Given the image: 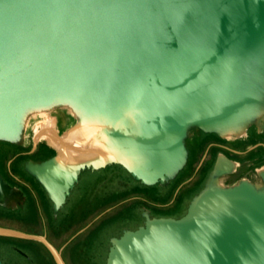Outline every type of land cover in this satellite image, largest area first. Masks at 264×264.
<instances>
[{"label":"water","instance_id":"1","mask_svg":"<svg viewBox=\"0 0 264 264\" xmlns=\"http://www.w3.org/2000/svg\"><path fill=\"white\" fill-rule=\"evenodd\" d=\"M61 113L71 124L60 134L32 136L54 156L24 164L54 217L84 170L117 165L165 187L193 131L264 134V0H0V142L26 147L34 122ZM238 166L218 154L178 219L142 208V226L109 239L105 264H264V165L227 184ZM23 201L0 175V205ZM0 237L65 264L45 235Z\"/></svg>","mask_w":264,"mask_h":264},{"label":"flooded vegetation","instance_id":"2","mask_svg":"<svg viewBox=\"0 0 264 264\" xmlns=\"http://www.w3.org/2000/svg\"><path fill=\"white\" fill-rule=\"evenodd\" d=\"M70 122L69 117L59 115L56 126H64L65 128ZM29 143L27 150L22 149L20 152H14L13 156L6 160V166L9 163L8 169H4L3 166V160L9 156L8 148L0 146V174L10 186L23 192L25 202L22 209L25 213L33 205L46 206V203L49 202L35 180L23 171V166H20L19 170L16 169L17 163H20L22 159L41 162L50 157L47 154L49 150H47L44 142L39 141L34 150H32V138ZM186 149L188 158L185 167L167 186L155 185L162 189L152 192L136 191L137 196L133 197V201L138 203L137 212L141 218V224L131 230L143 225L142 208L148 211L150 218L178 219L182 217L186 213L193 196L204 187L208 174L220 153L239 163L236 172L228 177L227 183H233L240 178L252 180L255 176V170L264 165V134H258L254 128L248 131L246 138L240 140H224L215 134L193 131L186 140ZM81 177L82 173L79 175L78 184L71 191L63 209L60 211L66 210V223L63 229H69L74 224L86 219L90 215L92 204H94L91 198H86L85 193L80 188ZM200 182L201 187L193 193L194 186ZM101 203L103 201L100 200L99 203H95V206ZM71 244V246L68 247L67 245L61 250V256L65 264H70L69 259H74V252H81L82 247L87 248L90 245V235L86 236L84 231L74 237Z\"/></svg>","mask_w":264,"mask_h":264},{"label":"rangeland","instance_id":"3","mask_svg":"<svg viewBox=\"0 0 264 264\" xmlns=\"http://www.w3.org/2000/svg\"><path fill=\"white\" fill-rule=\"evenodd\" d=\"M59 115L65 114L61 113ZM33 126L34 125L32 124L28 129V141L34 134ZM65 128L64 126L58 125L53 127V129H55L58 134H60ZM4 146L10 148V146L7 144H4ZM15 151L18 150L15 149L13 152ZM110 170L111 169L107 168L95 172L84 171L82 173L80 188L82 192L85 193L86 198L92 199V202H94L92 205L94 206L95 203H99L100 200L104 202L108 198L115 197L118 194L116 190H119V183L121 181H127L129 186L132 185L134 187V190L152 192L157 189H162L158 186L144 187L137 182L131 181L128 175H123V179L113 177L112 171ZM228 180L229 178H227V181ZM201 185L202 184L200 182L194 186L193 193L197 191ZM134 190L128 189V187L124 185L123 193L117 197V200L114 199L104 205L93 208L90 215L86 219L80 223L74 224L66 231L63 230V232L60 234L52 231L48 228V225H43L42 223L36 226L35 231L41 235H43V233L47 234V237L55 244V246H57V248H61L67 242V240L72 237L73 234L91 223L85 233L86 236L91 235L90 245L85 251L77 252V258L75 260L69 259V262L70 264H105L109 247L108 240L110 236H119L124 229H134L136 226L141 224V218L136 214V212L131 211L132 209L128 208L134 204H138L137 202L133 201V197L137 196ZM111 206L114 207H112L107 214L102 215V218L100 217L101 220L98 221L100 218H96ZM40 217L42 219L43 215ZM2 221L3 220L0 219V224H2ZM3 223L5 226L14 229L22 228V230L26 232L34 231L30 224L26 223V225L23 226V224L17 220H4ZM14 249L20 250L27 257L21 256L15 252ZM0 260L3 264H54L49 253L41 245L27 241L4 238H0Z\"/></svg>","mask_w":264,"mask_h":264},{"label":"crops","instance_id":"4","mask_svg":"<svg viewBox=\"0 0 264 264\" xmlns=\"http://www.w3.org/2000/svg\"><path fill=\"white\" fill-rule=\"evenodd\" d=\"M240 140V139H239ZM42 142H44V141H42ZM0 143H4V144H7L8 146H10V148L8 147V151H9V156L6 158V159H4L3 160V166H4V169L5 168H7V167H9L8 166V164H7V166H6V160L7 159H9V158H11L12 156H13V154H14V150L15 149H17L18 151H15V152H20V151H22V149L23 150H27V148L29 147V145H30V143L28 142V145L26 146V147H20V146H15V145H12V144H9V143H5V142H0ZM4 144H0V146H4ZM37 145V144H36ZM44 145L47 147V150H49V153H47L50 157H48L47 159H49V158H51L52 156H54V151L51 149V148H49L46 144H45V142H44ZM6 147V146H5ZM7 148V147H6ZM35 148V147H34ZM32 150H34V149H32ZM53 154V155H52ZM47 159H45V160H47ZM25 159H22L21 161H20V163H17V165H16V169L17 170H19L20 169V166L22 167V169H23V171L27 174V175H29L26 171H25V169H24V164H25V162L26 161H28V160H32V159H27V160H25ZM45 160H43V161H45ZM32 161H34V160H32ZM34 162H36V161H34ZM42 162V161H41ZM37 163H40V162H37ZM107 168H109V169H111L110 171H112V176L113 177H116V178H122L123 177V175H128V177L131 179V181H134V182H137V181H135L126 171H124L120 166H117V165H111V166H108V167H106V168H104V169H107ZM8 169V168H7ZM100 170H102V169H100ZM183 170V169H182ZM181 170V171H182ZM84 171H90V170H84ZM84 171H82L81 173H83ZM97 171H99V170H97ZM180 171V172H181ZM92 172H95V171H92ZM179 172V173H180ZM80 173V174H81ZM178 173V174H179ZM1 175V174H0ZM30 176V175H29ZM1 177H2V175H1ZM31 177V176H30ZM3 178V177H2ZM33 178V177H32ZM4 179V178H3ZM34 179V178H33ZM123 179V178H122ZM35 180V179H34ZM4 181H5V179H4ZM78 181H79V177H78ZM6 182V181H5ZM36 182V181H35ZM7 183V182H6ZM37 183V182H36ZM138 184H140L139 182H137ZM8 184V183H7ZM38 184V183H37ZM78 184V183H77ZM76 184V185H77ZM9 185V184H8ZM39 185V184H38ZM75 185V186H76ZM124 185H126V187H128V189H131V190H134V187L132 186V185H130L129 186V183H127V181H121L120 183H119V186H120V188H119V190H116V192L118 193L115 197H113V198H108V199H106L103 203H101V204H97L96 206H92V208H91V211H92V209L93 208H96V207H98V206H101V205H104V204H106V203H108L109 201H112V200H117V197L121 194V193H123V186ZM141 185V184H140ZM10 186V185H9ZM40 186V185H39ZM74 186V187H75ZM144 186V185H143ZM153 186H155V185H153ZM12 189H14V190H18V191H20L21 193H22V195H23V197H24V201H23V203H22V205H20V206H17V207H10V208H6V207H3V206H1L0 205V219H2L3 221L4 220H17V221H19V222H21L22 224H23V226L24 225H26V223H28V224H30L31 225V227H32V229L34 230V231H32V232H26V231H24V230H22V228L21 229H16V230H19V231H23V232H25V233H30V234H36V235H41V234H38V233H36V231H35V228H36V226L38 225V224H40V223H42L43 225H48V228L49 229H51L52 231H54V232H56L57 234H60V233H62L63 232V230H67L66 228L65 229H63V226H65V221H66V218H65V215H66V210H64L63 212H60L62 209H63V207L58 211V213H57V215H56V217H54L53 216V213H52V203H51V201L48 199V197H47V194L44 192V190L41 188V186H40V188L42 189V191L45 193V195H46V197H47V200L49 201L48 203H46V206H40V205H33V206H31V208L30 209H27V213H25L24 211H23V209H22V207H23V204H24V202H25V196H24V194H23V192L20 190V189H18V188H15V187H12V186H10ZM147 187V186H146ZM149 187H152V186H149ZM74 189V188H73ZM72 189V190H73ZM135 191V193H136V191L137 190H134ZM71 194V193H70ZM70 196V195H69ZM69 198V197H68ZM67 198V199H68ZM66 199V200H67ZM124 202V201H123ZM66 203V202H65ZM65 205V204H64ZM118 205V204H117ZM115 206V205H114ZM114 206H111V207H109L107 210H105V212H103L102 214H100L96 219H98V218H100L102 215H104V214H107L109 211H110V209L112 208V207H114ZM119 206V205H118ZM137 206H138V204L136 205V204H134L133 206H130V207H128L129 209H132L131 211H134V212H136V214L138 215V212H137ZM91 211H90V213H91ZM122 212V211H121ZM120 212V213H121ZM119 214V213H118ZM41 215H43V218L41 219ZM102 218V217H101ZM101 218L98 220V221H100L101 220ZM95 219V220H96ZM3 221H2V224H0V227H6V228H11V227H7V226H5V224L3 223ZM91 224V223H90ZM89 224V225H90ZM88 225V226H89ZM88 226H85V227H83V228H81L80 230H78L75 234H73L72 235V237L70 238V239H68L67 240V242L63 245V247H61V248H57V246H55V244L47 237V234H44L43 233V235H45L46 236V238L48 239V241L51 243V244H53L57 249H63L65 246H67L68 245V247L69 246H71L72 244H71V241H72V239H74V237H76V236H78L79 234H82L84 231H85V233H86V231H87V229H88ZM98 228H99V226H98ZM97 228V229H98ZM12 229H14V228H12ZM96 229V230H97ZM96 230H95V232H96ZM124 230H131V229H124ZM123 230V231H124ZM122 231V232H123ZM122 232L120 233V235L122 234ZM119 235V236H120ZM119 236H114V237H119ZM113 236H110V238H112ZM0 238H4V237H0ZM109 238V239H110ZM4 239H12V240H19V239H13V238H4ZM90 239H91V235H90ZM21 241H25V240H21ZM27 242H32V241H27ZM92 242V241H91ZM108 242H109V240H108ZM32 243H36V244H39V243H37V242H32ZM39 245H41V244H39ZM42 246V245H41ZM109 246H110V243H109ZM43 247V246H42ZM44 248V247H43ZM45 249V248H44ZM87 248H84V247H82V249H81V251H85ZM108 249H109V247H108ZM18 250V249H17ZM46 250V249H45ZM14 251L15 252H17L16 251V249H14ZM20 251V250H19ZM47 251V250H46ZM48 252V251H47ZM18 253V252H17ZM76 253L77 252H74V259H71V260H75L77 257H76ZM19 254V253H18ZM21 255V254H20ZM50 255V254H49ZM21 256H23V255H21ZM23 257H27L26 255L25 256H23ZM2 262V261H1Z\"/></svg>","mask_w":264,"mask_h":264},{"label":"bare ground","instance_id":"5","mask_svg":"<svg viewBox=\"0 0 264 264\" xmlns=\"http://www.w3.org/2000/svg\"><path fill=\"white\" fill-rule=\"evenodd\" d=\"M58 116H59V114L53 115L51 118L47 117L44 119H39L36 122H34L33 123L34 133L37 134L38 132H40L41 130H44V129H47V130L52 129L54 126H56Z\"/></svg>","mask_w":264,"mask_h":264}]
</instances>
